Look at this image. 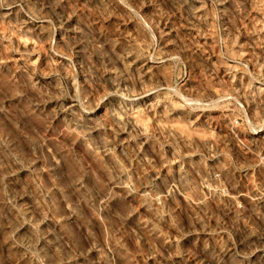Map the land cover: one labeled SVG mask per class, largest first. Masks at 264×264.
Returning a JSON list of instances; mask_svg holds the SVG:
<instances>
[{"label": "rangeland", "instance_id": "obj_1", "mask_svg": "<svg viewBox=\"0 0 264 264\" xmlns=\"http://www.w3.org/2000/svg\"><path fill=\"white\" fill-rule=\"evenodd\" d=\"M0 264H264V0H0Z\"/></svg>", "mask_w": 264, "mask_h": 264}]
</instances>
